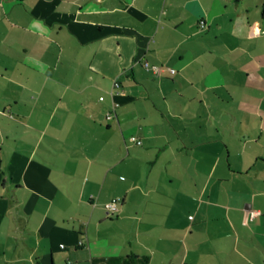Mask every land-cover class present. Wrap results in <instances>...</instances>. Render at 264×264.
Here are the masks:
<instances>
[{
  "label": "crops",
  "instance_id": "crops-1",
  "mask_svg": "<svg viewBox=\"0 0 264 264\" xmlns=\"http://www.w3.org/2000/svg\"><path fill=\"white\" fill-rule=\"evenodd\" d=\"M0 264H264V0H0Z\"/></svg>",
  "mask_w": 264,
  "mask_h": 264
},
{
  "label": "built area",
  "instance_id": "built-area-1",
  "mask_svg": "<svg viewBox=\"0 0 264 264\" xmlns=\"http://www.w3.org/2000/svg\"><path fill=\"white\" fill-rule=\"evenodd\" d=\"M145 68L147 69V71H151L153 74H158L161 71V68L158 66H149L148 64L145 65ZM115 87L117 89H119L120 84L118 82H115ZM101 100H103V98H100ZM114 112V111H113ZM114 117V113H108L107 114V119H112ZM130 141L132 143H135L136 145H141L142 142L137 139L136 137H131ZM119 203H120V199L119 198H115L112 199L111 201L107 202L105 204V209L107 210L108 215L110 216H114L119 212ZM250 218L254 219L255 216L257 215L256 212H250Z\"/></svg>",
  "mask_w": 264,
  "mask_h": 264
}]
</instances>
